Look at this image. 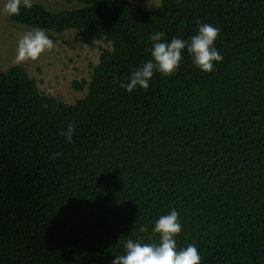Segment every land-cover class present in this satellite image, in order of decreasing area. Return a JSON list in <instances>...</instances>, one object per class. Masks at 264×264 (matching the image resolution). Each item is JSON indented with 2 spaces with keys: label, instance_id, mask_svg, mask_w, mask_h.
<instances>
[{
  "label": "trees",
  "instance_id": "1",
  "mask_svg": "<svg viewBox=\"0 0 264 264\" xmlns=\"http://www.w3.org/2000/svg\"><path fill=\"white\" fill-rule=\"evenodd\" d=\"M73 1L6 13L109 47L71 104L20 65L0 71V264H111L128 239L158 244L172 209L177 250L194 245L200 264H264V0ZM198 22L220 30L212 72L185 48L147 90L121 87L153 59V33L189 40Z\"/></svg>",
  "mask_w": 264,
  "mask_h": 264
},
{
  "label": "clouds",
  "instance_id": "2",
  "mask_svg": "<svg viewBox=\"0 0 264 264\" xmlns=\"http://www.w3.org/2000/svg\"><path fill=\"white\" fill-rule=\"evenodd\" d=\"M21 5L30 9L33 6V0H6L4 11L9 16H18ZM155 7L158 8L156 5ZM219 31L211 24H199L198 22V33L191 36L189 40L173 37L170 42H167L162 39L163 33H153L149 38L152 41L151 56L153 59L133 70L129 82L122 83L121 87L129 93L137 86L147 90L155 71L169 76L177 70L183 59L182 51L185 48L198 68L205 72H212L214 70L213 62L223 59L214 47ZM54 47V42L43 29L33 28L19 38L15 63L35 61L45 51H51ZM73 131L74 126L71 124L66 131L61 130V135L66 137L68 143H72ZM56 155L60 154H54L53 158ZM146 230L144 227L141 228V231ZM181 230L179 213L172 209L167 215H163L155 221L152 231L160 236L158 244L128 239L124 245L125 254L115 256L111 264H200L201 257L194 245L189 244L186 248L177 250L174 237Z\"/></svg>",
  "mask_w": 264,
  "mask_h": 264
},
{
  "label": "rangeland",
  "instance_id": "3",
  "mask_svg": "<svg viewBox=\"0 0 264 264\" xmlns=\"http://www.w3.org/2000/svg\"><path fill=\"white\" fill-rule=\"evenodd\" d=\"M143 5L153 6L157 0H135ZM44 4L48 9L76 7L73 0H33ZM6 0H0V71L9 66L20 65L34 79L38 90L45 96L71 104L82 97L85 88L76 90L72 81L88 80L92 66L97 62L99 52L108 48L109 43L102 40L86 42L74 31L54 33L45 31L54 42L51 51H45L37 60L15 63L19 38L31 28L10 20L4 11Z\"/></svg>",
  "mask_w": 264,
  "mask_h": 264
}]
</instances>
